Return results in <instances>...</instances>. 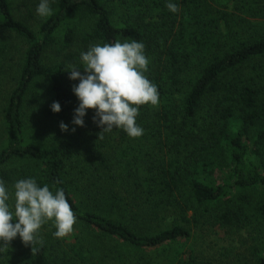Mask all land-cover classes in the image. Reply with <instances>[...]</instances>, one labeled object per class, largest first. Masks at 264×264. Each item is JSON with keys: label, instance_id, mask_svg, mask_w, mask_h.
<instances>
[{"label": "trees", "instance_id": "1", "mask_svg": "<svg viewBox=\"0 0 264 264\" xmlns=\"http://www.w3.org/2000/svg\"><path fill=\"white\" fill-rule=\"evenodd\" d=\"M230 1L253 0H173L176 13L166 7L169 0H54L53 14L33 16L34 23L19 18L14 0H0V32L23 47L18 75L0 103V179L10 191L29 177L53 191L62 188L76 216L63 239L53 236L51 222L43 225V244L34 250L17 237L0 252V264L120 262L119 254L105 251L108 243L132 248L150 264L151 256L142 253L190 239L184 225L190 202L215 206L218 213L209 217L216 225L242 222L250 200L238 194L264 191V171L248 159L253 131L264 124V33L256 27L257 36L246 37ZM260 1L257 10L264 12ZM27 2L31 7L24 9L36 14L39 0ZM129 39L145 44V75L159 93L158 105L140 106L143 135L101 133L91 109L73 132L78 100L72 88L78 81L69 79V66L81 67L80 53L91 45ZM36 83L47 86L46 119L67 124L71 132L58 143L26 128L24 107ZM53 102L61 105L59 113L51 111ZM259 140L264 142V131ZM225 150L229 172L223 182H203L199 168L206 173L222 167ZM256 211L264 216V200ZM169 214L181 220L168 225ZM158 221L164 226L153 228ZM187 254L181 251L183 259L175 256L166 264H195ZM254 264H264V256Z\"/></svg>", "mask_w": 264, "mask_h": 264}, {"label": "clouds", "instance_id": "2", "mask_svg": "<svg viewBox=\"0 0 264 264\" xmlns=\"http://www.w3.org/2000/svg\"><path fill=\"white\" fill-rule=\"evenodd\" d=\"M52 3L54 0H39L37 16L42 20L50 17ZM166 7L172 13L179 10L173 0ZM149 63L145 44L135 39L98 43L82 51L81 67L71 65L67 71L70 80L78 81L72 88L78 100L72 124L83 127L91 109L93 123L102 129L101 133L123 130L131 138L142 136L144 130L137 124L140 106L159 103L157 86L145 75ZM51 111H61L59 102L51 104ZM59 127L62 132L69 131L63 122ZM48 222L55 228L53 236L57 239L73 231L76 216L62 188L53 191L49 185H40L36 178L29 177L16 181L10 191L0 179V252L17 237L34 250L43 244L39 231Z\"/></svg>", "mask_w": 264, "mask_h": 264}, {"label": "rangeland", "instance_id": "3", "mask_svg": "<svg viewBox=\"0 0 264 264\" xmlns=\"http://www.w3.org/2000/svg\"><path fill=\"white\" fill-rule=\"evenodd\" d=\"M219 1L222 3V0ZM257 1L260 2L259 6L255 3ZM230 2L232 11H234L237 17L236 23L239 28L242 27L244 29L243 32L246 37H256L257 34H253L256 31V27H259L260 34L264 33V17L262 16L264 12H258L262 7L260 0H253L249 5L239 2L238 4L240 6L234 1ZM222 5L224 4L222 3ZM13 6L15 11H19V18L30 21L31 23L35 22V20H32V17L37 15L33 14L31 16L26 10L27 7H31V3L27 2V0H14ZM21 9L24 10L21 11ZM22 49V43H20L19 39L11 34L0 32V64L4 65V67L0 66V103L4 95H7L11 90V79L13 77L16 78L18 75L19 65L22 60ZM12 56L16 57L14 63L10 61ZM47 57L50 58V55H47ZM12 64L14 65V69L10 71L9 67ZM46 93L47 86L43 83H36L31 88L24 107L26 128L29 134L34 137L38 136L42 137L44 141L49 140L58 143L65 139L71 132L70 130L68 132H62L59 127L60 123L57 120L46 119L44 114L48 100L46 99ZM2 107L1 104L0 130L2 126L1 118L3 116ZM73 127L75 125L72 124ZM262 131H264V124H261L253 131L249 144L250 153L248 159L264 171V142H260L259 140V133ZM218 153L220 155V152ZM228 155V151L225 150L224 157L226 162L222 167L215 165V167L210 168L206 173L203 172L202 167L199 168L202 173L200 179L212 185L223 182L229 172ZM243 195H248L250 201L245 206L246 210L243 214L242 222L239 225L232 227L216 225L213 218L211 219L209 217L218 213L217 209H214L215 206H195L190 202L188 204L190 208L186 211L187 222L184 223L186 228L191 232L190 239L174 247H165V249H160L152 253L144 252L142 256L147 258L151 256L152 261L150 264H166L167 261L175 258V256L180 257V252L182 251L188 253L187 256L190 255L195 261V264H254L259 257L264 256V216L256 211L257 203L264 200V191L239 193L238 198L240 199ZM175 217V215L171 216L169 214V216L165 217L167 219L166 223L168 225L172 224L175 221ZM176 218L181 220V216ZM138 224H143V222L140 220V222H137ZM158 225L163 227L164 223H159L158 221L152 227L157 229ZM105 251L116 256L119 254L122 260L120 262L115 260L111 263H107L106 261L104 264L145 263L144 261H139L137 251L127 246L117 247L112 243H108ZM181 258L183 259L184 257L181 256Z\"/></svg>", "mask_w": 264, "mask_h": 264}]
</instances>
